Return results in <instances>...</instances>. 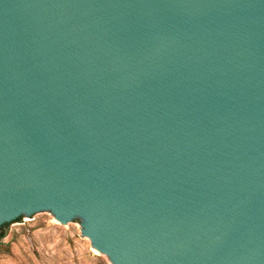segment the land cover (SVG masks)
Returning a JSON list of instances; mask_svg holds the SVG:
<instances>
[{"label":"water","instance_id":"obj_1","mask_svg":"<svg viewBox=\"0 0 264 264\" xmlns=\"http://www.w3.org/2000/svg\"><path fill=\"white\" fill-rule=\"evenodd\" d=\"M31 215L264 264V0H0V235Z\"/></svg>","mask_w":264,"mask_h":264},{"label":"rangeland","instance_id":"obj_2","mask_svg":"<svg viewBox=\"0 0 264 264\" xmlns=\"http://www.w3.org/2000/svg\"><path fill=\"white\" fill-rule=\"evenodd\" d=\"M0 264H111L82 233V223L31 215L0 239Z\"/></svg>","mask_w":264,"mask_h":264},{"label":"trees","instance_id":"obj_3","mask_svg":"<svg viewBox=\"0 0 264 264\" xmlns=\"http://www.w3.org/2000/svg\"><path fill=\"white\" fill-rule=\"evenodd\" d=\"M5 237V234H1L0 235V239L4 238Z\"/></svg>","mask_w":264,"mask_h":264},{"label":"bare ground","instance_id":"obj_4","mask_svg":"<svg viewBox=\"0 0 264 264\" xmlns=\"http://www.w3.org/2000/svg\"><path fill=\"white\" fill-rule=\"evenodd\" d=\"M96 251V250H95Z\"/></svg>","mask_w":264,"mask_h":264},{"label":"flooded vegetation","instance_id":"obj_5","mask_svg":"<svg viewBox=\"0 0 264 264\" xmlns=\"http://www.w3.org/2000/svg\"><path fill=\"white\" fill-rule=\"evenodd\" d=\"M4 226V225H3Z\"/></svg>","mask_w":264,"mask_h":264}]
</instances>
